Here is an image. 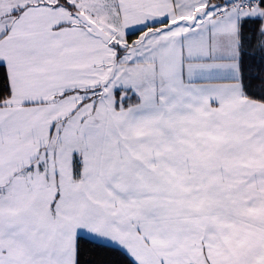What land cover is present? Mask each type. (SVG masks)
<instances>
[{"label":"snow or ice","instance_id":"obj_1","mask_svg":"<svg viewBox=\"0 0 264 264\" xmlns=\"http://www.w3.org/2000/svg\"><path fill=\"white\" fill-rule=\"evenodd\" d=\"M0 264H264V0H0Z\"/></svg>","mask_w":264,"mask_h":264}]
</instances>
